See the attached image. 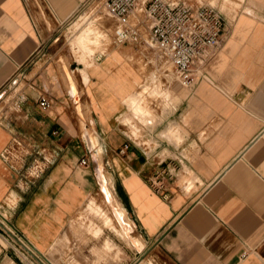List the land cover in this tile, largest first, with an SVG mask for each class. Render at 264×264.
<instances>
[{
    "label": "crops",
    "instance_id": "obj_1",
    "mask_svg": "<svg viewBox=\"0 0 264 264\" xmlns=\"http://www.w3.org/2000/svg\"><path fill=\"white\" fill-rule=\"evenodd\" d=\"M234 2L214 4L222 41L183 86L144 31L138 43L114 42L102 0H0V91L12 84L0 92V208L36 254L0 233V264H112L123 252L110 236L127 249L123 264H264V0ZM79 9L105 15L112 43L155 50L178 85H152L147 60L108 43L86 66L53 57L49 30ZM75 17L67 30L93 21ZM91 157L116 222L88 208L104 199ZM70 222L96 244L78 242Z\"/></svg>",
    "mask_w": 264,
    "mask_h": 264
},
{
    "label": "built area",
    "instance_id": "obj_2",
    "mask_svg": "<svg viewBox=\"0 0 264 264\" xmlns=\"http://www.w3.org/2000/svg\"><path fill=\"white\" fill-rule=\"evenodd\" d=\"M102 6L114 18L112 37L115 43H138L144 31L148 43L155 46L160 56L171 61L179 83L183 86L195 82L200 63L222 41L224 19L219 9L209 2L194 4L186 0H102ZM137 11L140 12L138 15ZM11 89L12 84L7 83L0 92ZM22 100L21 96L14 93L6 105L15 109ZM38 105L43 109L49 107L44 98L39 99ZM79 164L87 165L88 161L81 158ZM162 172L169 176L167 166ZM0 233L8 236L18 249L36 257L30 245L9 227L2 208Z\"/></svg>",
    "mask_w": 264,
    "mask_h": 264
},
{
    "label": "rangeland",
    "instance_id": "obj_3",
    "mask_svg": "<svg viewBox=\"0 0 264 264\" xmlns=\"http://www.w3.org/2000/svg\"><path fill=\"white\" fill-rule=\"evenodd\" d=\"M193 1V0H190ZM195 3L199 2H209L212 4H215L222 9H225L227 11H232L233 8L235 7L236 3L234 0H194ZM96 2H99V0H96ZM97 9V7H96ZM83 9H79L74 16L68 17L65 20H63L57 27L55 24L52 25L51 29L49 32H51L50 36H58L56 40L50 39V45L49 48L50 50H54L56 53L53 54V57L56 56L57 54H65L67 60L70 62L72 59H74L77 63L81 62L84 66H86L87 62H94L96 60V57L99 56V61L102 59V55L100 56L99 53H104L111 48L107 47V43L109 47H114L117 49H127L130 53L132 58L140 64L143 59L147 60L148 62L146 63L145 70L143 74L147 76L149 72V77H147L150 82H153L152 85H160L161 84L157 81L160 79L162 81V84L164 87L167 85V79L170 78V80L176 85L177 81L174 76V72L172 68H170L169 63H165L163 65L162 59H160L153 49L149 48H143V47H136L134 45H117L111 42L110 39V33H111V27L109 26L110 24L108 23L109 21L104 18L105 15H100L101 12L97 10L96 13L91 15L90 10H85L82 12ZM79 13H85L86 16L89 18L93 19V21H89L87 17H80L76 21L72 23V25L69 27L67 30L66 27H68L71 23V20H74ZM96 17L97 20H94ZM101 17V19H100ZM105 19V20H103ZM69 36V39L67 38ZM144 52V53H143ZM143 58V59H142ZM38 65L40 66L41 63L39 62ZM75 62H72L71 66H74ZM168 71L170 74L169 76H166L163 72ZM169 69V70H167ZM80 75L83 73L85 76L87 74L86 70L83 68L82 73L79 71ZM165 75V76H164ZM159 77V78H158ZM85 79L82 78L84 82H87L88 77L86 76ZM167 78V79H166ZM148 85V84H147ZM149 86H145L143 88V91L145 94L151 96V98H154L158 95L164 94V90L161 87V91L158 92L157 94L151 93ZM119 122V118H118ZM88 137V136H87ZM93 196L97 197L99 200V195H98V190L97 186L95 189V192L92 194ZM94 202L93 200H91ZM96 207L98 209H96ZM89 210L94 214V216L98 217L100 220H102L103 224L106 225L107 223H110L111 221L116 222L114 217L112 216V213L109 209V207L106 205L104 202V199L101 204H93L91 207H88ZM100 209V210H99ZM75 217H72L70 220L74 222ZM70 226L68 227L70 229V233L72 234L73 237H76L78 239V242H80L82 245L84 244V240H89V245L93 244L96 242L89 238L88 235H83L80 234V231H78L75 227V225L69 223ZM100 231H98L99 233ZM111 239L121 248L122 250V255L120 260L116 262H112V264H123L124 260H126V248L123 242L118 240L114 236H110ZM87 249L88 247H83L81 246L82 254H88ZM132 251V250H131ZM56 253V248L54 251ZM93 259V256L90 255V260ZM108 260V259H107ZM104 261H101L99 264H104L102 263ZM108 262V261H107ZM53 264H56L54 261ZM73 264V263H71ZM91 264H96L91 262Z\"/></svg>",
    "mask_w": 264,
    "mask_h": 264
},
{
    "label": "bare ground",
    "instance_id": "obj_4",
    "mask_svg": "<svg viewBox=\"0 0 264 264\" xmlns=\"http://www.w3.org/2000/svg\"><path fill=\"white\" fill-rule=\"evenodd\" d=\"M167 70H169V69H167ZM95 171H96V177H97V181H98V184H99V188L104 194V200L106 201V203H108V199L109 198H108V193H107V188H106V185H105V182H104V178L100 174L99 168H95Z\"/></svg>",
    "mask_w": 264,
    "mask_h": 264
},
{
    "label": "water",
    "instance_id": "obj_5",
    "mask_svg": "<svg viewBox=\"0 0 264 264\" xmlns=\"http://www.w3.org/2000/svg\"><path fill=\"white\" fill-rule=\"evenodd\" d=\"M91 160H92V166H93V173H94V170H95V160H94V158L93 157H91Z\"/></svg>",
    "mask_w": 264,
    "mask_h": 264
}]
</instances>
